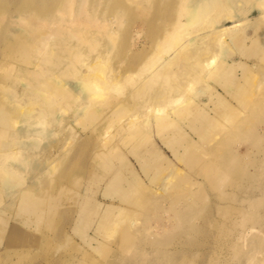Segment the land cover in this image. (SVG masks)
<instances>
[{"label": "rangeland", "instance_id": "374dc122", "mask_svg": "<svg viewBox=\"0 0 264 264\" xmlns=\"http://www.w3.org/2000/svg\"><path fill=\"white\" fill-rule=\"evenodd\" d=\"M157 1L125 0L124 2V0H119L121 4L114 5L110 0H102L98 4H92V0H86V5L88 6L85 7L94 12V22H97L88 28L89 30H87L85 36L87 38L86 41H81L76 37L62 38L58 35L55 31L57 27L68 30L74 24L73 15L68 17L66 13H63L61 16H64L63 18L65 19L62 21L57 20L54 22L55 24L51 23L53 21H49L48 25L51 26L53 32L48 39V44L44 48L41 45L42 43L37 42L38 40L36 41V38L30 33L32 22L29 19L27 21L28 24H23L22 21H19L17 17L18 12L15 11V7L18 6L21 9V4L9 7V10L6 8L4 10L0 9L3 16L0 18V61L3 60L0 63V150L5 148L14 150L15 152L18 151L21 159L15 152L12 155L15 154L16 158H19L18 160H23L17 161L15 155L12 156L10 154L13 158L7 155V159L9 160L5 158V161L2 162L5 164L4 167L10 164L9 166H15L20 171L22 170L21 176L19 175L18 177L20 179L23 177V181H20L14 188V194L10 190L2 192L0 201V213L2 212V217L0 218V264H107L105 262L116 264L120 260L115 258V255L122 253V248L124 249L123 245L125 246L127 241L129 242L131 239L147 247H145L146 249H141L137 245L135 249H130L129 253H122L125 259H123L124 264L125 262H127L126 264H148L149 261L150 264H157L155 258H160L159 264H165V260L162 258V255H164L163 250H155L151 246L152 242L150 241L153 240L151 239L153 237L154 240L161 241L165 250L168 247L171 248H168L170 252L174 249L180 250L179 254L174 252L175 256L173 255L171 258L177 264H254L257 261L255 264H264V251H261L262 248L261 250L259 249L262 247V244L264 247V220H262L264 219V203L260 204L264 201V138L260 141H255L254 136L250 135L256 131V128L264 130L263 115L259 113L258 108H253L257 102L259 103L264 100V44L258 49L260 50V55L248 58V61L257 59L255 61L259 64L256 67L245 68L237 66L235 68H228L225 72H222V69L218 68L221 63L230 62L238 57L244 59L243 55L238 52L235 40L229 39L230 36L228 34L223 35V39H229V42L222 43L216 62L211 66L212 68L208 69L211 73V78L208 79V71H205L201 75L202 79L200 77L195 82L192 91L186 92L185 86L178 89L179 92L185 90L184 92L188 96L183 99L182 97L177 99L178 102L174 104L166 102L167 105L164 104V108L160 112H153L152 103L155 100L152 87L148 86L147 89H144L139 94L135 90L138 81L147 73L143 67H152L151 65L156 64L157 61L167 56V53L171 51V49H168L170 48L168 47V43L173 39L171 37L177 33V27L172 24V21L175 20V14L179 10L177 7L180 6V3L176 4L174 0ZM1 2L5 3L4 0H1ZM156 2L159 8H157ZM162 4L166 11H172L167 13L164 9L162 10ZM112 5L114 6L112 7ZM169 5L170 8L168 7ZM127 6L129 7L128 9ZM256 6L255 0L238 2V7L232 8V12L237 15L239 14L237 9L242 8L244 13L238 16L245 18L239 26L234 27L235 29H230L229 32L251 36L258 31L264 37V17L257 15L259 14V7ZM126 9L130 10V12ZM27 16L29 17V14ZM96 16L98 19H96ZM67 17L69 20L66 19ZM185 18V15L179 16L180 20L184 21ZM235 18L237 19V16L227 18L224 15L221 21L216 24L231 25ZM11 19L12 21H10ZM104 19L106 20L104 21ZM109 20L110 22H108ZM101 22H107L105 23L107 25ZM95 24L98 28H95ZM103 25L105 28L102 27ZM160 26L163 27L160 28ZM99 27L102 28L99 29ZM9 28L12 29L9 30ZM197 28L196 30L192 28L191 32H195L190 35L188 34L189 36L183 34L185 32H181V35L183 34L182 37H191L197 32L203 31L202 27L201 31H199L200 27ZM44 31L46 32V30H43L41 35L44 34ZM156 34L157 37L155 36ZM109 35L111 36L108 38ZM158 38L162 39L157 40ZM246 42L250 43L249 39ZM119 44H122V46ZM36 45L38 48H35ZM41 47L42 49H40ZM116 48L118 51H121L118 52L121 53V56L116 53ZM122 48L124 49L122 50ZM66 49H69L68 53ZM113 50L116 51L114 52ZM138 50L139 52H137ZM138 54L139 56L136 57ZM160 54L161 58L159 57ZM131 57H134L132 59L134 60L133 62L132 60L129 61ZM188 68L179 64L174 65L173 69L176 72L171 76L172 82L175 83L177 79L188 76L189 72L192 71ZM221 73L223 74L221 77L222 81L218 79ZM233 78H235L233 83H225L226 79L232 80ZM41 79L42 84H44V88L42 87V89H40ZM38 80L40 84H36ZM224 84L234 86L235 88L238 85L241 86L238 93L242 95V101L247 103L246 107L241 106V100H237V98L226 96L228 101L222 103L218 97L214 96L216 89L222 91L223 94ZM65 85L66 87H64ZM90 88L92 89L90 90ZM132 89L133 92L131 91ZM59 90L62 91L59 92ZM89 93L94 94L90 96ZM220 97L222 99L223 95ZM231 104L234 106L232 107ZM76 105L80 109L78 108L77 110ZM179 107L180 109H178ZM235 107H239L242 110L237 115L232 110ZM208 111L212 118L216 115H222V117L217 122L212 121L205 135L201 137L200 133H198L200 131L192 130L193 121L190 120L194 119V122L201 127V118L204 114L208 115ZM8 112L10 115L7 114ZM5 113L7 116H5ZM251 117H256L253 120L255 119L257 122L255 120L253 122ZM63 122L66 124H63ZM49 123L56 125L52 127ZM60 123L62 124L61 126ZM123 123L125 126L132 124L131 126L134 128L133 136H130L126 128L122 130L123 126L121 125ZM222 125L225 127L223 128ZM242 125H246V127L244 126L243 128ZM58 127H63L64 129H58ZM226 127L227 129H225ZM247 127L248 130L250 129L249 131H247ZM249 127L255 129L253 130ZM16 131L20 135L18 134L17 136ZM231 131L233 134H231ZM234 131L239 133L236 135ZM241 132H244L246 136ZM30 135L34 138L29 137ZM161 135L171 139V142H168L169 145L162 142ZM232 135L238 137H233ZM19 136L21 140L18 139ZM14 137H17V140ZM231 137H233V140H231ZM13 139H15V142ZM190 139L195 141L194 148L196 149V153H200L201 156L205 158H209L211 154H213L214 158L221 156L219 159H216L217 163L224 156L230 157V160L235 157L230 161L231 163H229L228 159L227 164L223 167V173L217 186L210 183L208 176L201 175L195 167L190 169L187 163L184 162L183 158L188 148L187 141ZM235 139H239L240 141H236ZM248 139L251 140L249 141ZM135 140L139 141L137 146L132 144ZM230 140L232 141L231 143L229 142ZM254 142H258V144ZM232 146L233 148H231ZM139 148L148 157V169H143L137 161V158H140L142 161L146 158L144 154L135 152ZM24 149L26 150L24 151ZM230 149L232 150L230 151ZM36 151L37 153L35 154L34 152ZM97 151H107L115 154L113 156L115 168L123 178L124 185L129 180V182L132 181L134 191L131 192L132 197L129 198L131 200L121 201L115 194L113 198L110 195H104L103 190L107 187L106 177L100 175V170L97 173L94 170V172L86 170L88 165L92 163L93 156ZM159 151L163 155L161 158L158 157ZM243 151H246V154L244 153L243 155ZM24 152L29 153V155H26ZM258 155L260 156L258 157ZM240 156L243 160L239 159ZM50 162L52 164H49ZM253 164L254 166H252ZM0 165L2 166V164ZM225 167L228 168L225 170ZM251 167L257 169L254 170ZM261 167L262 169H260ZM229 168L232 169L230 170ZM34 169L43 170V172L39 177H34ZM132 170L137 173L139 180L136 177L133 178ZM24 174H28L27 178L24 177ZM133 174L135 173L133 172ZM42 175L43 177H40ZM32 176L34 177L33 180ZM37 178L38 180H36ZM44 178H47V180ZM198 186L201 189H196ZM32 188L34 189L32 190ZM19 191L21 193L28 191L29 195L39 198L40 202H38V206L40 207L38 211L46 213L45 217L39 220V222L33 221L31 217H28L19 210L18 198L21 194ZM38 191H40L39 194ZM192 191L196 192V196L190 198L193 209L190 211L191 216H188V218H192L195 229L199 227L201 230H193L190 235L184 237L189 243H192V246L190 244L186 248L179 245L177 241L174 244L169 242L179 237L182 230L181 228L177 229V227H174L173 223H175L177 216L173 207L171 208V204L173 203V196L179 195L183 198L185 194ZM87 197L90 200L91 208L87 210L85 217L91 220L90 223L82 222L83 219L79 216V208L82 206V201ZM247 199L251 203H248ZM107 201H112L115 206L108 207ZM180 201H183V199ZM252 205L256 207L258 205V207L253 208ZM258 213L260 217H256L259 216ZM103 216H107L110 220V224L104 226L108 230L104 236L105 246L102 248H91L83 242L82 238L84 235L93 233L94 228L97 227L96 221L101 217L103 218ZM164 226L166 228L174 227L173 230H176L166 232L162 230ZM11 228L16 231V234L12 235L10 233L9 229ZM143 228H145L144 231ZM145 230L148 231L150 236L148 234L146 236L143 235L146 232ZM251 230H253V234H251ZM136 231H142L143 234L141 232H138V234ZM141 234L143 235L142 237ZM255 235L258 237L257 239ZM253 241L254 243H252ZM255 244L257 245L255 246ZM258 245L259 248H257ZM152 249L156 253L152 252ZM184 249H187L186 258L182 259L183 252L181 250ZM257 249L258 251H255ZM237 251H239L238 254ZM253 251L258 253L252 256ZM141 252L142 254H139ZM240 253L241 255H239ZM141 257L145 260L141 259ZM252 258L253 260H251ZM260 259L261 261H259ZM250 261L252 262L250 263Z\"/></svg>", "mask_w": 264, "mask_h": 264}, {"label": "bare ground", "instance_id": "6f19581e", "mask_svg": "<svg viewBox=\"0 0 264 264\" xmlns=\"http://www.w3.org/2000/svg\"><path fill=\"white\" fill-rule=\"evenodd\" d=\"M102 2V0H92V4H98V2ZM104 1H107V0H104ZM135 1V0H134ZM157 1V0H156ZM175 1V3L176 4H178V3H180V6H178L177 8L179 9L178 10V12L176 13V11H175V16H176V18H175V20H173L172 21V24H174V26L175 27H177V33H175L174 34V36H172L171 38H173V39H171V42H169L168 44H169V46L168 47H170V48H168V49H171V51L169 52V53H167L168 55L167 56H165V57H163L161 60H159V61H157L156 62V64H153V65H151L152 67H149V68H147V67H143V69L144 70H146L147 71V73L144 75V76H142V78L138 81V84H137V87H136V90H135V92L137 93V94H139V93H141L144 89H147V87L148 86H150V88L152 87V89H153V91H154V102L152 103L153 104V112H160L163 108H164V104H166V102H172V104H174L175 102L177 103L178 101H177V99H180L181 97H182V99L184 98V97H186V96H188V94H186V92L187 91H192V89H193V86H194V84H195V82H197L198 80H199V78L201 77V79H202V74L205 72V71H208V69L216 62V59H217V57H218V55H219V53H220V50H221V46H222V43L224 42H227L229 39H233V40H235V42H236V44H237V46H238V52L239 53H241L242 55H243V57H244V59H242V57L240 58V57H238V58H234L233 60H231L230 62H227V63H221V65L218 67L219 69L221 68L222 69V72H225L228 68H235V67H237V66H242V67H245V68H248V67H251V66H254V67H256L259 63H257V61H255V60H257V59H251L252 61H248V58L249 57H257L258 55H260V53H259V51L260 50H258L261 46H262V44H264V37L262 36V33L261 32H256V34H254V35H251V36H246L245 34H239V33H232V32H229L230 31V29H232V28H234V27H237V26H239L241 23H242V21L244 20V18L245 17H239L238 15L239 14H242V13H244V11H243V9L242 8H238L237 10L239 11V14H235V13H233L232 11H233V9L232 8H237L238 7V2H242V1H250V0H174ZM173 1V2H174ZM4 2L5 3H2L1 2V0H0V9H7V10H9L11 7H13V6H17V5H19V4H21V9L20 8H18V6L17 7H15V11H17L18 13H17V17H18V19H19V21H22L23 22V24H28L27 23V21H28V19L32 22L31 23V26H32V29L30 30V33L34 36V38H36V41L37 42H41L40 44L43 46V48L44 47H46V45L48 44V39H49V37H50V35L52 34V32H53V30H51V26H49L48 24H49V21L51 22V21H53V22H51V23H54V22H56L57 20L58 21H62L63 19H65V18H63L64 16H61V14H63V13H66L67 14V16L68 17H70L71 15H73V19H74V24L68 29V30H64V29H60V28H58L57 27V29L55 30L57 33H58V35L59 36H61L62 38H67V37H76L77 39H80L81 41H86V34H87V30H89L88 28L91 26V25H94V23H97V22H94V12L92 11V10H88V9H86L87 7H85V6H88V5H86V0H4ZM110 2L112 3L113 2V4L114 5H120L121 3L119 2V0H110ZM122 2V1H121ZM124 2H125V0H124ZM158 2V1H157ZM157 2H156V6L158 5L157 4ZM171 2V1H170ZM255 2H256V5L259 7V14H257V15H259L260 17H264V0H255ZM88 3V2H87ZM104 3V2H103ZM152 3V2H151ZM17 4V5H16ZM101 4V3H100ZM165 4V3H164ZM168 4H170V5H173V4H171V3H168ZM175 4V5H176ZM109 5V4H108ZM114 5H112V7L114 6ZM127 5V4H126ZM163 5V4H162ZM170 5L168 6L169 8H170ZM153 6H154V4H153ZM256 6V7H257ZM10 7V8H9ZM91 7V6H90ZM100 7V6H99ZM162 7V6H161ZM168 7H166V8H168ZM77 8H78V12H77ZM119 8V7H118ZM121 8V7H120ZM129 7L127 6V9H128ZM157 8H159V6H157ZM156 8V9H157ZM168 8V9H169ZM103 9V8H102ZM107 9V8H106ZM115 9H117V8H115ZM122 9V8H121ZM126 9V10H127ZM165 10L166 11V9L164 8V5H163V8H162V10ZM104 10V9H103ZM110 10H112V9H110ZM126 10H124V11H126ZM132 10V9H131ZM161 10V9H160ZM174 10V9H173ZM113 11H114V9H113ZM118 11V10H117ZM116 11V12H117ZM127 11H129L130 12V10H127ZM126 11V12H127ZM157 11H159V10H157ZM172 11V10H171ZM171 11H166L167 13L168 12H171ZM62 12V13H61ZM107 12V11H106ZM105 12V13H106ZM132 12V11H131ZM174 12V11H173ZM118 13V12H117ZM165 13V12H164ZM27 14H29V17L30 16H32V17H28L27 16ZM41 14H43V15H41ZM77 14H78V16H77ZM114 14H116V13H114ZM130 14V13H129ZM128 14V15H129ZM133 14H134V12H133ZM155 14H156V11H155ZM161 14L162 15H164L162 12H161ZM174 14V13H173ZM100 15H101V12H100ZM105 15V14H104ZM120 15V14H119ZM122 15V14H121ZM128 15H127V17H128ZM157 15V14H156ZM167 15V14H166ZM181 15H185L186 16V18H185V20L183 21V20H180L179 19V16H181ZM224 15H226L227 16V18H232V17H235V16H237V19L235 18V19H233V23L231 24V25H222V24H216V23H219L220 21H221V18H222V16H224ZM99 16V15H98ZM123 16V15H122ZM125 16H126V14H125ZM125 16H124V18H125ZM131 16V15H130ZM254 16V15H253ZM3 16H2V10H0V18H2ZM28 17V18H27ZM66 17V16H65ZM68 17L66 18V19H68ZM97 17V16H96ZM105 17V16H104ZM158 17H159V13H158ZM162 17V16H161ZM78 18V19H77ZM113 18V17H112ZM121 18H123V17H121ZM157 18V17H156ZM35 19H37V20H35ZM47 19H48V21H47ZM73 19H72V22H73ZM96 19H98V17L96 18ZM130 19V18H129ZM174 19V18H173ZM225 19V18H224ZM254 19V18H253ZM39 20H40V22H39ZM41 20L43 21L42 23H41ZM69 20V19H68ZM106 19H104V21H105ZM121 20V19H120ZM10 21H12V19L10 20ZM18 21V20H17ZM99 21V20H98ZM125 21V20H124ZM123 21V22H124ZM146 21H147V19H146ZM145 21V22H146ZM70 22H71V20H70ZM108 22H110V20L108 21ZM120 22V21H119ZM50 23V24H51ZM102 24H104V25H107V24H105V23H107V22H101ZM262 23V22H261ZM11 24V23H10ZM10 24H8L9 26H10ZM14 24V23H13ZM55 24V23H54ZM66 24V23H65ZM71 24V23H70ZM109 24V23H108ZM120 24H121V22H120ZM215 24V25H214ZM20 25H21V23H20ZM99 25V24H98ZM102 26V27H104L105 28V26ZM171 25V24H170ZM169 25V26H170ZM101 26V25H100ZM102 27H99V29L100 28H102ZM144 27V26H143ZM159 27V26H158ZM157 27V28H158ZM161 27H163V26H160V28ZM197 27H200L199 28V31H201L202 30V28H203V31H201V32H197L194 36H191V37H182V35L183 34H192V33H194L193 31L191 32V29L193 28V29H195L196 30V28ZM202 27V28H201ZM28 28V27H27ZM92 28V27H91ZM95 28H98L97 26H96V24H95ZM94 28V29H95ZM259 28V27H258ZM257 28V29H258ZM10 29H12V28H9V30ZM41 29H42V32H41ZM93 29V30H94ZM198 29V28H197ZM201 29V30H200ZM235 29V28H234ZM28 30H29V28H28ZM43 30H46V32L44 31V34L43 35H41V33H43ZM111 30V29H110ZM155 30L157 31V29L155 28ZM12 31V30H11ZM96 31V30H95ZM113 31V30H112ZM13 32V31H12ZM181 32H185V33H183L182 35H181ZM7 33V32H6ZM29 33V32H28ZM93 33V32H92ZM8 34H9V32H8ZM11 34V33H10ZM91 34V33H90ZM226 34H228V36H230L229 37V39H223V35H226ZM46 35V36H45ZM188 35V36H189ZM111 35H109L108 36V38L110 37ZM114 36V35H113ZM156 37H157V34L155 35ZM53 38V37H52ZM99 39V38H98ZM112 39H113V37H112ZM111 39V40H112ZM162 38H158L157 40H161ZM247 39H249V41H250V43H248V42H246L247 41ZM35 41V40H34ZM124 41V40H123ZM122 42V41H121ZM125 42V41H124ZM123 42V43H124ZM229 42V41H228ZM73 43V42H72ZM103 43H104V40H103ZM136 43V42H135ZM233 44H234V42H232ZM37 44V43H36ZM40 44H39V47H40ZM112 44V43H111ZM166 44H167V42H166ZM38 45V44H37ZM37 45H36V47L35 48H38L37 47ZM72 45V44H71ZM90 45V44H89ZM119 45H121L122 46V44H119ZM125 45V44H124ZM123 45V46H124ZM132 46V45H131ZM114 47H116V46H114ZM92 48V47H91ZM118 48V47H117ZM116 48V50H117V54L119 55L120 54V56H121V53H118V52H121L120 50L118 51V49ZM253 48V49H252ZM40 49H42V47L40 48ZM40 49H38V50H40ZM48 49V48H47ZM124 48H122V50H123ZM37 50V51H38ZM46 50V49H45ZM44 50V51H45ZM54 50V49H53ZM69 50V49H68ZM68 50L66 49V52L68 53ZM115 50V51H116ZM167 50V49H166ZM253 50H254V52H253ZM0 51H1V49H0ZM52 51V50H51ZM114 51V50H113ZM112 51V52H113ZM114 51V52H115ZM141 51V50H140ZM43 52V51H42ZM101 52V51H100ZM137 52H139V50L137 51ZM157 52H158V50H157ZM44 53V52H43ZM116 53H115V55H116ZM3 54H5V53H3ZM122 54H124V53H122ZM136 54V53H135ZM37 55H39V54H37ZM46 55V54H45ZM5 56V55H4ZM114 56V55H113ZM117 56V55H116ZM139 56V54L136 56V57H138ZM3 57V56H2ZM1 57V58H2ZM158 57V56H157ZM160 58H161V54H160V56H159ZM134 58V57H133ZM132 57H131V59H129V61L130 60H132L133 59ZM44 59V58H43ZM39 60H41V59H39ZM156 60V59H155ZM3 60H1L0 61V63L2 62ZM43 61V60H42ZM134 60H132V62H133ZM132 64V63H131ZM182 65V66H186V67H189L190 68V70H192V71H190L189 72V75L188 76H186V77H182V78H180V79H177V82H172V80H171V76H172V74L174 73V72H176V70H174L173 68H174V65ZM173 65V66H172ZM216 67V66H215ZM177 68V67H176ZM188 68V69H189ZM212 68V67H211ZM39 69V68H38ZM41 69H42V67H41ZM44 69V68H43ZM181 69V68H180ZM214 69V68H213ZM28 70V69H27ZM143 70V71H144ZM189 71V70H188ZM82 72V71H81ZM46 73H48V72H46ZM213 73V72H212ZM34 74H36V73H34ZM32 75V74H31ZM45 75H47V74H45ZM50 75H52V74H50ZM55 75H56V73H55ZM80 75V74H79ZM49 76V75H48ZM54 76V75H53ZM52 76V77H53ZM191 76V77H190ZM223 76V74L221 73V76L220 77H218V79H221V77ZM31 77V76H30ZM36 77H38V76H36ZM45 77V76H44ZM44 77H40V78H44ZM206 77V76H205ZM207 77H208V79L209 78H211V73H210V71H208V73H207ZM28 78V77H27ZM178 78V77H177ZM4 79V78H3ZM57 79V78H56ZM26 80V79H25ZM36 80V79H35ZM173 80H175V79H173ZM27 81V80H26ZM34 81V80H33ZM60 81V80H59ZM211 81V80H210ZM220 81H222V79L220 80ZM233 81H235V78H233L232 80L231 79H226V82L225 83H233ZM1 82V81H0ZM28 82H29V80H28ZM40 82H41V84H40ZM39 82V80H38V82H36V84L38 83V84H40L41 85V88L40 89H42V87L44 86V84H42V79H41V81ZM83 82V81H82ZM47 83H51V82H47ZM1 84V83H0ZM31 84V83H30ZM29 84V85H30ZM35 84V83H34ZM35 84V85H36ZM91 84V83H90ZM235 84V83H234ZM28 85V86H29ZM32 85V84H31ZM39 85V86H40ZM209 85V84H208ZM214 85V84H213ZM27 86V85H26ZM37 86V85H36ZM53 86V85H52ZM182 86H185V90H186V92H184L185 90H182L181 92H179L178 91V89H181L182 88ZM210 86V85H209ZM64 87H66V85L64 86ZM211 87V86H210ZM210 87H208V88H210ZM241 86L240 85H238V87L237 88H235L234 86L232 87V86H229V85H225L224 84V87H223V94H222V91H220V90H218V89H216V93H215V95L214 96H216V97H218L219 99H220V102H222V103H226L227 101H228V99L226 98V96H230V97H233V98H237V100H241L240 102V105L241 106H243V107H246V105H247V103L246 102H243L242 100H243V98H242V95H240L239 93H238V91H240V88ZM44 88V87H43ZM57 88H59V87H57ZM89 88V87H88ZM184 88V87H183ZM50 89V88H49ZM60 89V88H59ZM64 89V88H63ZM92 88H90V90H91ZM134 89V88H133ZM133 89L131 90L132 92H133ZM37 90H39V89H37ZM51 91H52V89H50ZM56 90H58V89H56ZM211 90V89H210ZM213 90V89H212ZM62 90H59V92H61ZM130 91V90H129ZM130 91V92H131ZM259 91V90H258ZM33 92V91H32ZM45 92V91H44ZM47 92H49V91H47ZM68 92V91H67ZM69 92H71V91H69ZM75 92V91H74ZM213 92V91H212ZM95 93V92H94ZM93 93V94H94ZM224 93H225V95H224ZM51 94V93H50ZM65 94V93H64ZM90 94V93H89ZM92 93L90 94V96L91 95H93ZM96 94V93H95ZM149 94V93H148ZM20 95V94H19ZM58 95H59V93H58ZM61 95V94H60ZM66 95V94H65ZM223 95V97H222V99H221V97L220 96H222ZM256 95H257V93H256ZM261 95V94H260ZM259 95V96H260ZM17 96V95H16ZM26 96H27V94H26ZM30 96V95H29ZM51 96V95H50ZM64 96V95H63ZM70 96V95H69ZM240 96V97H239ZM262 96V95H261ZM36 97V96H35ZM62 97V96H61ZM67 97V96H66ZM77 97V96H76ZM28 98V97H27ZM30 98V97H29ZM93 98H94V96H93ZM39 99V98H38ZM257 99H258V97H257ZM18 100V99H17ZM23 100H25V99H23ZM30 100H32V99H30ZM56 100V99H55ZM64 100V99H63ZM57 101V100H56ZM110 101V100H109ZM192 101V100H191ZM17 102H19V101H17ZM37 102V101H36ZM80 102V101H79ZM90 102V101H89ZM188 102H190V101H188ZM187 102V103H188ZM231 102V101H230ZM22 103V102H21ZM28 103H29V101H28ZM38 103V102H37ZM71 103V102H70ZM82 103V102H81ZM101 103V102H100ZM99 103V104H100ZM111 104H112V102H110ZM132 103V102H131ZM130 103V104H131ZM169 103V104H170ZM194 103V102H193ZM20 104V103H19ZM68 104V103H67ZM73 104V103H72ZM84 104V103H83ZM86 104V103H85ZM88 104V103H87ZM105 104V103H104ZM104 104H102V105H104ZM133 104V103H132ZM151 104V105H152ZM168 104V105H169ZM183 104V103H182ZM189 104V103H188ZM59 105V104H58ZM81 105V104H80ZM106 105V104H105ZM148 105V104H147ZM150 105V104H149ZM167 105V104H166ZM197 105V104H196ZM73 106H74V104H73ZM79 106V105H78ZM87 106V105H86ZM97 106V105H96ZM163 106V107H162ZM173 106V105H172ZM175 106V105H174ZM198 106V105H197ZM196 106V107H197ZM231 106L233 107L234 105H232L231 104ZM27 107V106H26ZM62 107H64V106H62ZM62 107H61V110H62ZM177 107V106H176ZM41 108V107H40ZM60 108V107H59ZM73 108V107H72ZM78 108L79 107H77V105H76V109L78 110ZM84 108V107H83ZM151 108V107H150ZM198 108V107H197ZM254 109L256 108H258V111H259V113L260 114H262L263 115V120H264V100H262L261 102H257L256 104H255V106L253 107ZM22 109V108H21ZM27 109V108H26ZM42 109V108H41ZM65 109V108H64ZM80 109V108H79ZM178 109H180V107L178 108ZM177 109V110H178ZM188 109V108H187ZM253 109V110H254ZM2 110V109H1ZM44 110V109H43ZM42 110V111H43ZM72 110V109H71ZM148 110V109H147ZM232 110L234 111V113H235V115H237L238 113H240L242 110L241 109H239V107H235L234 109L232 108ZM24 111V110H23ZM36 111V110H35ZM34 111V113H36ZM65 111V110H64ZM89 111V110H88ZM150 111V110H149ZM257 111V110H256ZM1 112V111H0ZM6 112V111H5ZM37 112H39V111H37ZM43 112H45V111H43ZM70 112H72V111H70ZM75 112V111H74ZM148 112V111H147ZM146 112V113H147ZM216 112V111H215ZM11 113V112H10ZM56 113V112H55ZM7 114H9V112L7 113ZM7 114L5 113V116H7ZM37 114V113H36ZM40 114H41V112H40ZM42 114H44V113H42ZM60 114V113H59ZM66 114V113H65ZM64 114V115H65ZM69 114V113H68ZM161 114V113H160ZM229 114V113H228ZM245 114V113H244ZM255 114V113H254ZM253 114V115H254ZM10 115V114H9ZM72 115V114H71ZM70 115V116H71ZM257 115V114H256ZM51 116V115H50ZM60 116H62V115H60ZM68 116V115H67ZM74 116V115H73ZM72 116V117H73ZM255 116V115H254ZM15 117V116H14ZM59 117V116H58ZM57 117V118H58ZM63 117V116H62ZM221 117H222V115H216L215 117H211L210 116V113H209V111H208V115H203L202 116V118H201V127L200 126H198L195 122H194V119H191L190 121H193V125L191 126L192 127V130H195V131H200V132H198V133H200V135H201V137H203L204 135H205V132L207 131V129L209 128V126H210V124L212 123V121H218V120H220L221 119ZM227 117V116H226ZM16 118H18V117H16ZM42 118V117H41ZM224 118H225V115H224ZM229 118V117H228ZM252 118V117H251ZM253 118H256V117H253ZM253 118H252V120H253ZM6 119V118H5ZM50 120H51V118H49ZM56 119V118H55ZM62 119V118H61ZM242 119V118H241ZM42 120L43 121H45L43 118H42ZM250 120V119H249ZM251 120V121H252ZM255 120V119H254ZM254 120H253V122H254ZM258 120V119H257ZM22 121V120H21ZM61 121V120H60ZM68 121V120H67ZM8 122H10V121H8ZM47 122V121H46ZM46 122H44V123H46ZM52 122V121H51ZM62 122V121H61ZM255 122H257L256 120H255ZM259 122V121H258ZM12 123V122H11ZM15 123H17V122H15ZM23 123V122H22ZM25 123H27V122H25ZM48 123V122H47ZM58 123V122H57ZM65 122H63V124H64ZM68 123H69V121H68ZM239 123V122H238ZM13 124V123H12ZM50 124V123H49ZM66 124V123H65ZM122 124V123H121ZM223 124V123H222ZM256 124V123H255ZM51 125V124H50ZM56 124H53V125H51L52 127H54ZM58 125V124H57ZM62 124L60 123V126H61ZM132 125V124H131ZM131 125H127V126H125L124 125V123H123V125H121V126H123L121 129L122 130H125V128H126V131H128V133L130 134V136H133V134H134V128H132V126ZM235 125V124H234ZM237 125H239V124H237ZM236 125V126H237ZM247 125V124H246ZM246 125H242V127L244 128V126L246 127ZM223 126V125H222ZM255 126H257V125H255ZM44 127V126H43ZM68 127H70V126H68ZM71 127H72V125H71ZM162 127H164V126H162ZM225 126H223V128H224ZM238 127V126H237ZM14 128V127H13ZM57 128V127H56ZM66 128V127H65ZM137 128V127H136ZM233 128V127H232ZM231 128V129H232ZM249 128H251V127H249ZM11 129V128H10ZM58 129H64L63 127H58ZM57 129V130H58ZM67 129H71V128H67ZM220 129V128H219ZM225 129H227V127L225 128ZM230 129V130H231ZM239 129V128H238ZM251 129H253V128H251ZM255 129V128H254ZM253 129V130H254ZM2 130V129H1ZM22 130V129H21ZM66 130V129H65ZM136 130V129H135ZM223 130V129H222ZM229 130V129H228ZM241 130H243V129H241ZM245 130V129H244ZM243 130V131H244ZM250 130V129H249ZM248 130V127H247V131H249ZM3 131V130H2ZM62 131V130H61ZM215 131V130H214ZM227 131V130H226ZM225 131V132H226ZM238 131H240V130H238ZM252 131V130H251ZM1 132V131H0ZM17 132L18 131H16L15 133L17 134ZM124 132V131H123ZM232 132V131H231ZM234 132H236V131H234ZM246 132V131H245ZM23 133V132H22ZM211 133V132H210ZM239 133V132H238ZM237 132L236 133H234V134H238ZM243 135H244V132H241ZM240 133V134H241ZM2 134H3V132H2ZM5 134H6V130H5ZM19 135H20V133H18ZM18 134H17V136H18ZM224 134V133H223ZM231 134H233V132L231 133ZM242 134H241V136H242ZM249 134H250V132H249ZM32 135V134H31ZM29 136V137H33V136ZM35 135V134H34ZM228 135V134H227ZM236 135H232L233 137H238V136H236ZM250 135H253L254 136V139H255V141L257 140H261V139H263L264 138V130H260L259 128H256V131H254L252 134H250ZM162 136V135H161ZM215 136V135H214ZM219 136V135H218ZM244 136H246V134L244 135ZM247 136H248V134H247ZM36 137H37V135H36ZM35 137V138H36ZM223 137V136H222ZM221 137V138H222ZM233 137H231L232 139L231 140H233ZM15 138V137H14ZM17 138V137H16ZM15 138V139H16ZM21 137L19 136L18 137V139H20ZM34 138V137H33ZM38 138V137H37ZM225 138V137H224ZM240 138H243V137H240ZM15 139H13L14 140V142H15ZM25 139V138H24ZM43 139V138H42ZM45 139H46V137H45ZM128 139V138H127ZM220 139V138H219ZM237 139V138H236ZM235 139V140H236ZM244 139H245V137H244ZM243 139V140H244ZM251 139H252V137H251ZM251 139H248L249 141L251 140ZM17 140V139H16ZM21 140V139H20ZM26 140V139H25ZM39 140H40V138H39ZM214 140H216V139H214ZM229 141L230 143L232 142V141ZM239 140V139H238ZM238 140H236V141H238ZM128 141V140H127ZM217 141V140H216ZM240 141V140H239ZM248 141V142H249ZM58 142V141H57ZM162 142L163 143H165V144H168V142L170 143L171 142V139L170 138H168V137H166V136H162ZM200 142V141H199ZM213 142H215V141H213ZM225 142V141H224ZM59 143V142H58ZM137 143H139V141L138 140H135V142H133L132 144L135 146H137ZM217 143V142H216ZM238 143V142H237ZM254 143H257L258 144V142H254ZM227 144V143H226ZM235 144V143H234ZM245 144H246V142H245ZM169 145V144H168ZM201 145H202V143H201ZM15 146V145H14ZM130 146V145H129ZM187 146H188V148H187V150H186V154H185V156H184V158H183V160H184V162H186L187 163V165L190 167V169L191 168H193V167H195V169H197L198 171H199V173L201 174V175H203V176H208L210 179H209V181H210V183L212 184H216L215 186H217L218 184V182H219V179H220V177L222 176L221 174L223 173V167L227 164V162H228V159L230 158V157H226V156H224V157H222L219 161H218V163H217V160L216 159H219V157H221V156H217L218 158H214V156H213V154H211L210 155V157L209 158H205V157H203V156H201V154L200 153H196V149L194 148L195 147V141L193 140V139H190L189 141H187ZM205 146V145H204ZM211 146V145H210ZM225 146V145H224ZM229 146H231V145H229ZM257 146V145H256ZM20 147V146H19ZM28 147V146H27ZM26 147V148H27ZM202 147V146H201ZM226 147V146H225ZM249 147V146H248ZM247 147V148H248ZM12 148V147H11ZM23 148H25V147H23ZM171 149H172V147H170ZM209 148V147H208ZM227 148V147H226ZM231 148H233V146L231 147ZM235 148V147H234ZM15 149V148H14ZM20 149V148H19ZM33 149H35V148H33ZM210 149V148H209ZM217 149V148H216ZM250 149V148H249ZM20 150H23L22 148L20 149ZM26 149H24V151H25ZM28 150V149H27ZM32 150V149H31ZM116 150V149H115ZM219 150V149H218ZM232 149H230V151H231ZM245 150V149H244ZM260 150V149H259ZM174 151V150H173ZM220 151V150H219ZM235 151V150H234ZM247 151H248V149H247ZM15 151L14 150H10V149H3V150H0V164H2V166L0 165V201H1V197H2V192L4 191V190H10V192H12V194H14V191H15V187L20 183V181H23V177H22V179H20L18 176L20 175L21 176V172H22V170L20 171V169L19 168H16L15 166H9V165H6L5 167H4V165L5 164H3L2 162L3 161H5V158L7 159L8 157H10L11 155H12V153H14ZM28 152V151H27ZM135 152H139V153H142V154H144V157H146L145 159H144V161H142L140 158H137V161H138V163H139V165H141V167L143 168V169H148V167H149V163H148V157L147 156H145V152L141 149V148H139V149H136V151ZM246 152V151H245ZM244 151H243V155H244V153H245ZM16 154H17V156L19 157V155H18V151H16L15 152ZM24 153H26V152H24ZM23 153V154H24ZM32 153V152H31ZM35 154L37 153V151L36 152H34ZM146 153H148V152H146ZM159 154H158V157H163V155H162V153L159 151L158 152ZM211 153V152H210ZM11 154V155H10ZM19 154H20V152H19ZM22 154V155H23ZM34 154V155H35ZM241 154V153H240ZM246 154V153H245ZM261 154V153H260ZM7 155H8V157H7ZM10 155V156H9ZM15 155V154H14ZM14 155H12V156H14ZM21 155V154H20ZM26 155H29V153L27 154L26 153ZM33 155V156H34ZM115 154L112 152V154L111 153H109V152H107V151H97V152H95V154H94V156H93V159H92V163H90L89 165H88V168L86 169L87 171H95V173H97V171H99L100 170V175H103V176H105L106 177V180H107V187L103 190L104 191V195H110L111 196V198H113V195L115 194V195H117L118 197H119V199L121 200V201H128V199L129 198H131L132 196H131V192H133L134 191V188H133V186H132V181L131 182H126L125 183V185H124V181H123V178L118 174V171H117V169L115 168V164H114V160H113V156H114ZM207 155H209V154H207ZM206 155V156H207ZM232 155V154H231ZM11 156V157H12ZM16 155H15V158L17 157ZM36 156V155H35ZM79 156V155H78ZM260 155H258V157H259ZM26 157V156H25ZM38 157V156H37ZM40 157V156H39ZM74 157V156H73ZM247 157H248V155H247ZM264 157V156H263ZM13 158V157H12ZM20 158V157H19ZM19 158H16L17 159V161H23V160H18ZM27 158V157H26ZM43 158H45V157H43ZM235 158V157H234ZM233 158V159H234ZM249 158V157H248ZM254 158V157H253ZM262 158V157H261ZM21 159V158H20ZM38 159V158H37ZM46 159H47V156H46ZM232 159V160H233ZM239 159H241V156H240V158ZM250 159V158H249ZM7 160H9V159H7ZM7 160H6V162H7ZM31 160V159H30ZM42 160V159H41ZM45 160V159H44ZM232 160H230L229 159V163H231L230 161H232ZM241 160H243V159H241ZM240 160V161H241ZM256 160V159H255ZM259 161H260V159H258ZM26 161V160H25ZM246 161V160H245ZM251 162H252V160H250ZM15 162H16V160H15ZM30 162V161H29ZM36 162V161H35ZM40 162V161H39ZM53 162V161H52ZM52 162H50L49 164H52ZM91 162V161H90ZM255 162H257V161H255ZM262 162V161H261ZM5 163V162H4ZM8 163V162H7ZM10 163V162H9ZM26 163V162H25ZM24 163V165H26ZM42 163H45V162H42ZM126 163V162H125ZM232 163H235V162H232ZM20 164H22L21 162H20ZM29 164V163H28ZM240 164V163H239ZM243 164V163H242ZM246 164H247V162H246ZM261 164V163H260ZM45 165V164H44ZM244 165V164H243ZM242 165V167H243V169H244V166ZM39 166V165H38ZM252 166H254V164L252 165ZM2 167V168H1ZM26 167V166H25ZM37 167V166H36ZM197 167V168H196ZM229 167V166H228ZM228 167H225V170H226V168H228ZM245 167H246V165H245ZM250 167V166H249ZM46 168V167H45ZM45 168H43V169H45ZM83 168H85L84 166H83ZM241 168V167H240ZM251 168H253V167H251ZM27 169V168H26ZM39 169V168H38ZM38 169H34V171H35V173H34V177H39V175L40 174H42V172H43V170L42 171H40V170H38ZM230 169V168H229ZM232 169V168H231ZM230 169V170H231ZM254 169V168H253ZM255 169H257V168H255ZM254 169V170H255ZM260 169H262V167L260 168ZM259 169V170H260ZM84 170V169H83ZM93 171V172H94ZM196 171V170H195ZM194 171V172H195ZM243 171V170H242ZM257 171V170H256ZM263 171V170H262ZM24 173H25V171H23ZM133 172L136 174H133ZM246 173H247V171H245ZM250 172V171H249ZM26 173H27V170H26ZM226 173V172H225ZM224 173V174H225ZM250 173H252V172H250ZM226 174H228V173H226ZM258 174V173H257ZM25 175V174H24ZM28 174H26L24 177H26ZM48 175V174H47ZM47 175H44V176H47ZM31 177L32 178V180L34 179V177ZM132 176H133V178L134 177H136L137 178V180H139L138 179V175H137V173L134 171V170H132ZM190 176V175H189ZM195 176V175H194ZM260 176V175H259ZM258 176V177H259ZM262 176V175H261ZM40 177H43V175L42 176H40ZM64 177V176H63ZM67 177V176H66ZM196 177V176H195ZM27 178V177H26ZM59 178V177H58ZM65 178V177H64ZM44 179H46L47 180V178H44ZM56 179H57V176H56ZM69 179V178H68ZM28 180V179H27ZM36 180H38V178L36 179ZM49 180V179H48ZM55 180V179H54ZM59 180H60V178H59ZM66 180V179H65ZM199 180V179H198ZM39 182H40V179H39ZM192 182H194V181H192ZM37 183V182H36ZM69 183V182H68ZM25 184V183H24ZM58 184V183H57ZM62 184H63V182H62ZM166 184V183H165ZM250 184V183H249ZM248 184V186H250ZM253 184H254V182H253ZM61 185V184H60ZM30 186V185H29ZM165 186V185H164ZM192 186H194V185H192ZM31 187H32V185H31ZM34 187V186H33ZM39 187V186H38ZM57 187V186H56ZM64 188H65V186H64ZM72 188V187H71ZM166 188V187H165ZM198 188H200L201 189V187H196V189H198ZM255 188H256V186H255ZM254 188V189H255ZM21 189V188H20ZM34 188H32V190H33ZM256 189H258V187L256 188ZM22 190V189H21ZM25 190V189H24ZM42 190H44V189H42ZM54 190V189H53ZM59 190V189H58ZM247 190V189H246ZM252 190H253V187H252ZM29 191V190H28ZM27 191V192H28ZM57 191V190H56ZM78 191H81V190H78ZM200 191V190H199ZM245 191V190H244ZM16 192H18V190H16ZM20 192V191H19ZM27 192H25V191H23L21 194H20V197L18 198V200H19V210L21 211V212H23V213H25L28 217H31V219L33 220V221H37V222H39V220H41V219H43L44 217H45V215H46V213H40L38 210H39V207L40 206H38L39 204H38V202H40L39 201V198L38 197H35V196H31V195H29ZM64 192V191H63ZM40 193V191H38V194ZM43 193V192H42ZM54 193V192H53ZM52 193V194H53ZM56 193V192H55ZM259 193V192H258ZM16 194V193H15ZM38 194H37V196H38ZM48 194V193H47ZM57 194V193H56ZM44 195V194H43ZM232 195H233V192H232ZM244 195V194H243ZM41 196H42V194H41ZM46 196V195H45ZM163 196V195H162ZM165 196V195H164ZM170 196V195H169ZM193 196H196V192L195 191H192V192H190V193H187V194H185V196L183 197V198H181L179 195L178 196H173L171 199H172V201H173V205L171 204V208L173 207V209H174V212H175V214H176V216H177V218H176V220H175V223H173L174 224V227H177V229L178 228H181L182 230H181V234H180V236L179 237H176V239H172V241L170 240L169 242L171 243H175L176 241H177V243L179 244V245H181V246H183V247H186V246H189L190 244V246H192V243H189V241H187L184 237H187L188 235H190L192 232H193V230H201L199 227H198V229H195V224H194V222H193V220H192V218L191 217H189L188 218V216H191V213H190V211L193 209V207H192V203H191V200H190V198L191 197H193ZM263 196V195H262ZM49 197V196H48ZM54 197V196H53ZM171 197V196H170ZM169 197V198H170ZM233 197V196H232ZM51 198V197H50ZM220 198H221V196H220ZM3 199V198H2ZM43 199V198H42ZM134 199H135V197H134ZM181 199H183V201H180ZM222 199V198H221ZM242 199V198H241ZM4 200V199H3ZM47 200V199H46ZM49 200V199H48ZM129 200H131V199H129ZM136 200V199H135ZM150 200V199H149ZM248 200V199H247ZM246 200V201H247ZM251 200V199H250ZM254 200V199H253ZM79 201V200H78ZM90 200L88 199V197L86 198V199H84L83 201H82V206H80V208H79V211L81 212H79V216H80V218H82L83 220H82V222H84V223H90L91 222V220L90 219H88V218H86L85 217V215H86V213H87V210H89V208H91V203L89 202ZM245 201V200H244ZM249 201V200H248ZM247 201V202H248ZM8 202H11V201H8ZM116 202V201H115ZM181 202V203H180ZM239 202H240V199H239ZM259 202V201H258ZM7 203V202H6ZM52 203V202H51ZM106 203V202H105ZM243 203V202H242ZM248 203H251V201H249ZM256 203V202H255ZM260 203V202H259ZM262 203H264V201H262L260 204H262ZM55 204V203H54ZM107 206L109 207V206H113L114 204L112 203V201H110V202H108L107 201ZM240 204V203H239ZM77 205V204H76ZM119 205H121V204H119ZM217 205H219V204H217ZM242 205V204H241ZM254 205V204H253ZM252 205V206H253ZM115 206V205H114ZM220 206V205H219ZM248 206V205H247ZM250 206V205H249ZM260 206V205H259ZM52 207V206H51ZM57 207V206H56ZM218 207V206H217ZM246 207V206H245ZM254 207H256V206H253V208ZM257 207H258V205H257ZM256 207V208H257ZM264 207V206H263ZM53 208V207H52ZM241 208V207H240ZM249 208V207H248ZM255 208V210H257ZM242 209H244V208H242ZM52 210V209H51ZM254 210V211H255ZM53 211H55V210H53ZM252 212V211H251ZM2 213V212H1ZM1 213H0V218L2 217V215H1ZM144 213V212H143ZM160 213V212H159ZM245 213H246V211H245ZM256 213V212H255ZM254 213V214H255ZM75 214V213H74ZM167 214V213H166ZM249 214V213H248ZM259 214V213H258ZM181 215V216H180ZM250 215V214H249ZM78 216V217H79ZM145 216V215H144ZM252 216V215H251ZM251 216H250V219H251ZM256 217H260V214H259V216H256ZM73 218V217H72ZM263 218V217H262ZM249 219V220H250ZM254 219H255V216H254ZM195 220V219H194ZM256 220V219H255ZM262 220H264V219H262ZM123 221V220H122ZM130 221V220H129ZM134 221V220H133ZM242 221V220H241ZM251 221H252V219H251ZM258 221V220H257ZM261 221V220H260ZM255 222V221H254ZM78 223V222H77ZM136 223H137V221H136ZM135 223V224H136ZM258 223V222H257ZM96 225H97V227L96 228H94V230H93V233L92 234H88V235H84L83 236V238H82V240H83V242H85V244H87L89 247H91V248H96V247H98V248H102V247H104L105 246V235L107 234V232H108V230H107V227H105L104 228V226H108L109 224H110V220L108 219V217L107 216H103V218L101 217V218H99L97 221H96V223H95ZM132 224V223H131ZM249 225V224H248ZM251 226V225H250ZM253 226H254V224H253ZM259 226V225H258ZM133 227V226H132ZM135 227V226H134ZM174 227L173 228H166L165 226H164V228H162V230L163 231H166V232H171V231H175V230H173L174 229ZM119 229H122V228H119ZM144 229L145 228H143V231H144ZM243 229V228H242ZM10 230V233L12 234V235H14V234H16V231L15 230H13L12 228L11 229H9ZM128 230V229H127ZM126 230V231H127ZM134 230H135V228H134ZM152 230H155V229H152ZM118 231V230H117ZM123 231V230H122ZM121 231V232H122ZM125 231V230H124ZM146 231V230H145ZM20 232H21V230H20ZM19 232V233H20ZM137 232V231H136ZM138 232H141L142 233V231H138ZM137 232V233H138ZM157 232H159V231H157ZM251 234H253V230H251ZM264 232V231H263ZM150 233V232H149ZM256 233V232H255ZM254 233V234H255ZM67 234V233H66ZM126 234V233H125ZM139 234V233H138ZM143 234V233H142ZM141 234V237L144 235V236H146V234H148V231H146V232H144V234L142 235ZM153 234V233H152ZM151 234V235H152ZM155 234V233H154ZM149 235V234H148ZM21 236V235H20ZM64 236V235H63ZM135 236V235H134ZM150 236V235H149ZM155 236V235H154ZM162 236H163V233H162ZM248 236V235H247ZM256 236V235H255ZM264 236V235H263ZM138 237H139V235H138ZM152 237H153V235H152ZM158 237H160L159 235H158ZM177 238H178V240H177ZM256 239L258 238L257 236L255 237ZM21 239V238H20ZM63 239V238H62ZM149 239H150V237H149ZM148 238H147V240H149ZM151 239H153V240H151L150 242H152V245H151V243L150 242H148V243H150V245L152 246V248L153 249H155V250H159V249H161V250H163V254L164 255H162V258L165 260L164 262H165V264H177L176 263V261L175 262H173L172 260H171V258H172V256L174 255L175 256V253H180V250H178V249H174L173 251H169L168 250V248L165 250L164 249V247H163V245L161 244V241H158V240H154V237L153 238H151ZM263 239V238H262ZM118 240V239H117ZM253 240V239H252ZM259 241H260V239H258ZM257 240V241H258ZM122 241V240H121ZM251 241V240H250ZM254 241H256V240H254ZM254 241L252 242V243H254ZM258 241V242H259ZM168 242V243H169ZM240 242V241H239ZM263 242V241H262ZM262 242H261V244H262ZM35 243V242H34ZM245 243V242H244ZM147 244V243H146ZM239 244V243H238ZM250 244H251V242H250ZM259 244V243H258ZM33 245H35V244H33ZM137 245L141 248V249H143V248H145V247H147V246H142V244H140V243H138V242H136L135 240H130L129 242L127 241V244H125V246L123 245V247H124V249L122 248V253H129V250L131 249L132 250V248L133 249H135V247H137ZM235 245V244H234ZM245 245V244H244ZM257 244H255V246H256ZM118 246V245H117ZM120 246V245H119ZM248 246V245H247ZM251 246V245H250ZM122 247V246H121ZM138 247V248H139ZM179 247V246H178ZM138 248H136L137 250H138ZM149 248V247H148ZM173 248H175V247H173ZM186 248H188V247H186ZM236 248V247H235ZM257 248H259V245H258V247ZM261 248H262V250H261ZM264 247H263V244H262V247H260L259 249L261 250V251H264V249H263ZM120 249V248H119ZM146 249V248H145ZM152 249V250H153ZM169 249H171V248H169ZM241 249H243V248H241ZM255 249V248H254ZM86 250V249H85ZM186 250L187 249H184V250H181V252H183V254H182V259H185L186 258V256H185V254H186ZM238 250V249H237ZM81 251V250H80ZM91 251V250H90ZM139 251V250H138ZM142 251V250H141ZM255 251H258V249L257 250H255ZM111 252V251H110ZM133 252V251H132ZM152 252H154V250L152 251ZM175 252V253H174ZM185 252V253H184ZM188 252V251H187ZM238 252L239 251H237V254H238ZM254 252V251H253ZM122 253H117L116 255H115V258H118L120 261L118 262L117 261V263L116 264H124V257H123V254ZM151 253V252H150ZM154 253H156V252H154ZM250 253H252V252H250ZM249 253V254H250ZM258 252H254V253H252V256L254 255V254H257ZM260 253V252H259ZM112 254H114V253H112ZM134 254V253H133ZM138 254V253H137ZM139 254H142V252L141 253H139ZM152 254V253H151ZM262 254V253H261ZM109 255V254H108ZM145 255V254H144ZM146 255H148V254H146ZM153 255V254H152ZM156 255V254H155ZM239 255H241V253L239 254ZM245 255V254H244ZM91 256V255H90ZM112 256V255H111ZM114 256V255H113ZM130 256V255H129ZM141 256V255H140ZM139 256V257H140ZM150 256V255H149ZM248 257H249V255H247ZM251 256V257H252ZM239 257V256H238ZM241 257V256H240ZM246 257V256H245ZM83 258V257H82ZM112 258V257H111ZM161 258V259H162ZM124 259V260H123ZM141 259H144L143 257H141ZM162 259V260H163ZM247 259V258H246ZM111 260V259H110ZM130 260V259H129ZM140 260V259H139ZM145 260V259H144ZM155 260H156V263L157 264H159V261H160V258H155ZM250 260V259H249ZM251 260H253V258L251 259ZM257 260V259H256ZM255 260V261H256ZM104 261V260H103ZM131 261V260H130ZM134 261V260H133ZM141 261H143V260H141ZM140 261V262H141ZM147 261V260H146ZM246 261V260H245ZM254 261V262H255ZM259 261H261V259L259 260ZM145 262V261H144ZM144 262H142V263H144ZM240 262V261H239ZM248 262V261H247ZM252 261H250V263H251ZM258 262V261H257ZM257 262H255V263H257ZM69 263V262H68ZM89 263V262H88ZM105 263H107V264H110V263H108V262H105ZM127 262H125V264H126ZM129 263V262H128ZM133 263V262H132ZM242 263V262H241ZM254 263V264H255ZM112 264V263H111ZM145 264V263H144ZM148 264H150V261H149V263ZM243 264V263H242ZM249 264V263H248Z\"/></svg>", "mask_w": 264, "mask_h": 264}]
</instances>
